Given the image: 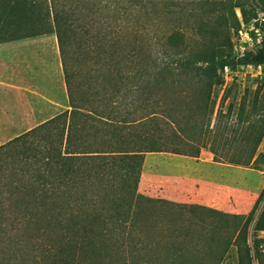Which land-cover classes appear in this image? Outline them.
<instances>
[{
	"label": "trees",
	"instance_id": "1",
	"mask_svg": "<svg viewBox=\"0 0 264 264\" xmlns=\"http://www.w3.org/2000/svg\"><path fill=\"white\" fill-rule=\"evenodd\" d=\"M48 1L67 108L0 145V240L47 236L49 264H223L232 244L238 264H264L262 193L237 215L138 192L146 153L259 158L264 80L225 111L212 91L224 67L264 66V38L238 59L232 40L236 9L247 24L264 0Z\"/></svg>",
	"mask_w": 264,
	"mask_h": 264
},
{
	"label": "rangeland",
	"instance_id": "2",
	"mask_svg": "<svg viewBox=\"0 0 264 264\" xmlns=\"http://www.w3.org/2000/svg\"><path fill=\"white\" fill-rule=\"evenodd\" d=\"M218 14L220 15L221 13L219 12ZM237 14L241 17L239 9H236V16ZM258 14L262 15L264 13L256 9L253 4L246 5L245 17L248 20L246 25L252 24ZM217 23H223L222 25L224 26L225 21L220 18ZM6 24L11 26L15 33L22 32L28 25L34 31H45L47 35L54 36L48 0H13ZM232 40L235 42V35H232ZM235 79L236 81L232 85H229L231 89L228 91L224 102L222 101L223 94H225L228 87L215 86L213 88L212 98L216 102L217 108L223 111H225L229 102L238 104L243 90L245 88L253 89L256 82L263 81L264 77L262 80H256L250 77H246L245 79L239 77V79ZM53 97V101L61 104L60 107L45 102L43 108V103L35 102V109L28 110L17 108L6 99L0 102V145L67 108V100L64 99L63 94H56ZM258 153L260 156L253 164V172H251L250 178H248L250 181H255L260 185V194L262 193L255 211L256 215L264 207V139L258 147ZM199 157L204 160L203 162H206L205 160L209 155L204 151ZM186 160L180 155L171 153L146 154L138 185V192L147 197L165 199L177 203L198 204V202L202 203L207 201L204 183L197 178L190 177V175L193 177L198 172L196 164H193L195 160L189 159L190 162ZM195 162L197 163L199 161L197 160ZM177 169L182 171L175 173ZM226 170L225 168L214 167L206 170L205 174L218 178L220 175H224ZM245 209L241 206L238 208L241 211ZM247 214L245 213L244 215ZM258 237L264 239V231L259 232ZM144 240L147 242V245L150 244L149 239ZM50 242L51 240L47 236L33 232L20 231L11 236L10 239L3 238V240H0V264H49L50 261L46 259L45 254L50 246ZM105 243L108 245L109 241H105ZM129 245L130 242L129 244L127 242L124 246L126 257L128 256V252L133 248L132 245ZM112 262L113 264H121L119 262L115 263L114 260ZM125 264L134 263L129 260ZM223 264H238L235 244H232L230 247L228 257Z\"/></svg>",
	"mask_w": 264,
	"mask_h": 264
},
{
	"label": "crops",
	"instance_id": "3",
	"mask_svg": "<svg viewBox=\"0 0 264 264\" xmlns=\"http://www.w3.org/2000/svg\"><path fill=\"white\" fill-rule=\"evenodd\" d=\"M11 6L12 3L5 15L0 17V102L6 99L15 107L28 110L35 109V102L43 103V108L45 102L60 107L61 104L53 101V96L63 94L67 100V94L55 34L52 37L45 31H34L28 25L20 33L13 32L12 27L6 24ZM204 151L209 155L206 162L199 157ZM180 156L187 162H190L189 159L199 161L198 164L193 162L198 172L190 177L204 183L207 201L197 205L227 214L244 215L250 212L260 194V185L248 179L253 172L252 167L215 162L207 149H201L197 157ZM214 167L227 170L218 178L205 174L206 170ZM181 171L177 169L175 173ZM240 206L246 209L238 210Z\"/></svg>",
	"mask_w": 264,
	"mask_h": 264
},
{
	"label": "built area",
	"instance_id": "4",
	"mask_svg": "<svg viewBox=\"0 0 264 264\" xmlns=\"http://www.w3.org/2000/svg\"><path fill=\"white\" fill-rule=\"evenodd\" d=\"M237 16L240 21V29L235 35V42H233V51L236 59L243 57L247 51L258 47L264 38V14H258L254 19V22L249 25H246L242 22L239 14H237ZM221 76L223 78V88L232 85L236 81L235 78L239 79V77L242 79L250 77L256 80H262L264 77V66L246 64L239 65L235 69L224 67V69L221 71Z\"/></svg>",
	"mask_w": 264,
	"mask_h": 264
}]
</instances>
